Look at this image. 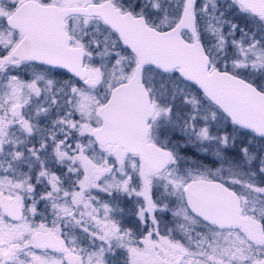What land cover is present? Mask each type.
Returning a JSON list of instances; mask_svg holds the SVG:
<instances>
[{"label": "snow or ice", "instance_id": "1", "mask_svg": "<svg viewBox=\"0 0 264 264\" xmlns=\"http://www.w3.org/2000/svg\"><path fill=\"white\" fill-rule=\"evenodd\" d=\"M0 264H264V0H0Z\"/></svg>", "mask_w": 264, "mask_h": 264}]
</instances>
